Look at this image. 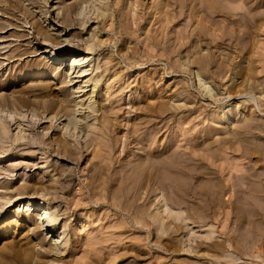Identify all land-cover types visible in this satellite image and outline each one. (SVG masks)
Here are the masks:
<instances>
[{"label":"rangeland","instance_id":"1","mask_svg":"<svg viewBox=\"0 0 264 264\" xmlns=\"http://www.w3.org/2000/svg\"><path fill=\"white\" fill-rule=\"evenodd\" d=\"M0 117V264H264V0H0Z\"/></svg>","mask_w":264,"mask_h":264},{"label":"bare ground","instance_id":"2","mask_svg":"<svg viewBox=\"0 0 264 264\" xmlns=\"http://www.w3.org/2000/svg\"><path fill=\"white\" fill-rule=\"evenodd\" d=\"M226 8H224L225 10ZM226 14V13H225ZM56 15L58 16L59 13L57 12ZM88 21H90L89 19H86V20H81L80 22V25L83 27V29L85 28L86 24L88 23ZM82 29V30H83ZM96 29V28H95ZM96 34V33H95ZM83 47V46H82ZM84 50H86L84 53H86V55H88V50H91L90 46H86L84 48ZM46 51V50H45ZM44 53V52H42ZM49 53V52H48ZM70 54H74L73 51H69ZM49 54H52V53H49ZM55 63L58 61V58H59V55L57 54H54L52 55L51 57ZM83 58H87V56H84ZM83 58H79V57H75L71 63V65L69 66L68 68V76H71V75H74L73 79L74 80H79L80 78H84L86 76H90L92 75L91 78H89L87 81H85L84 83H90L91 84V94L95 93L96 91V88H97V83H98V79L95 77V75L93 76V72L96 70V68H93L91 72H86V73H82L81 72V68L80 67H83L84 65V62H83ZM95 69V70H94ZM201 81V80H200ZM81 88V87H80ZM85 88V86L83 87ZM83 91V90H82ZM81 91V92H82ZM84 92V91H83ZM91 104V103H90ZM87 108L90 109V111H94V106L93 105H87ZM146 109V108H145ZM81 124V123H80ZM8 121L6 119H2L0 117V136L2 135H5L6 131L8 130ZM113 127V126H112ZM116 130V129H115ZM114 130V131H115ZM89 141V140H88ZM88 143V142H87ZM86 143V145H88ZM126 143V142H125ZM85 145V143H84ZM86 147V146H85ZM5 162V155L4 154H0V164ZM20 162V161H19ZM18 162V163H19ZM172 162V161H171ZM11 168H14L16 167V164L15 163H12L10 165ZM25 167H28V165H26ZM6 170H9V172H12L13 169H6ZM1 171V170H0ZM1 174V173H0ZM21 197H18L17 199H20ZM5 199V198H4ZM15 201V200H14ZM13 200L11 201L9 198L6 199V202H4V206L7 207L10 206L12 204V202H14ZM26 203L23 204L20 208H18L17 210H15V212H17V214H23L24 217L26 216L27 219L26 221H29V222H32L33 225L35 226V228L37 229V231L34 233L35 235H42V232L43 231H46V235L48 234H51L52 231H55L56 235H58L56 237V239L54 241H52L50 244H49V252H41V254L43 255H47V256H54L56 257L60 251L62 249H64L67 245V239L65 238L64 236V233L66 231V225L64 223H62L61 225V229L62 231L59 232V228H56L55 227V222H57V218L53 217L52 214H51V211H50V208H48L46 205L44 204H40V205H34L32 203V201L30 199H27L25 201ZM36 207V210H33V211H36L34 215V218L33 217H30V214L31 211L30 209L31 208H34ZM35 209V208H34ZM3 214V212H1ZM0 213V214H1ZM16 214V213H15ZM23 217V216H22ZM41 242L43 244H46L45 242V238L43 237ZM15 243V242H14Z\"/></svg>","mask_w":264,"mask_h":264}]
</instances>
